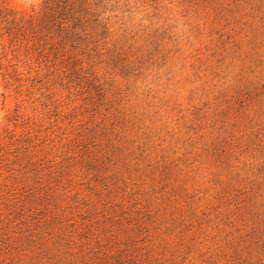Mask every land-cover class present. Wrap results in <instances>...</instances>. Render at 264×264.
I'll return each mask as SVG.
<instances>
[{
  "label": "rangeland",
  "instance_id": "rangeland-1",
  "mask_svg": "<svg viewBox=\"0 0 264 264\" xmlns=\"http://www.w3.org/2000/svg\"><path fill=\"white\" fill-rule=\"evenodd\" d=\"M86 1L0 71V264H264V0Z\"/></svg>",
  "mask_w": 264,
  "mask_h": 264
},
{
  "label": "trees",
  "instance_id": "trees-1",
  "mask_svg": "<svg viewBox=\"0 0 264 264\" xmlns=\"http://www.w3.org/2000/svg\"><path fill=\"white\" fill-rule=\"evenodd\" d=\"M88 15L86 0H42L38 7L28 9L18 8L13 0H0V71L4 86H10L16 72L8 55L17 58L23 51L43 63L62 59L85 39L81 32L88 24ZM18 149L14 148V159H19ZM3 159L0 158V168L5 169L6 158Z\"/></svg>",
  "mask_w": 264,
  "mask_h": 264
}]
</instances>
